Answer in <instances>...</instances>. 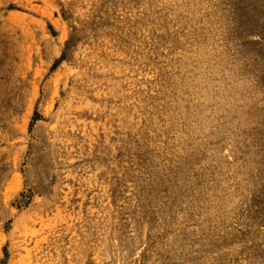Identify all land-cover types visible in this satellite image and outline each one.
<instances>
[{
	"label": "rangeland",
	"instance_id": "1",
	"mask_svg": "<svg viewBox=\"0 0 264 264\" xmlns=\"http://www.w3.org/2000/svg\"><path fill=\"white\" fill-rule=\"evenodd\" d=\"M260 9L0 0V264H211L198 192L214 154L264 133Z\"/></svg>",
	"mask_w": 264,
	"mask_h": 264
},
{
	"label": "bare ground",
	"instance_id": "2",
	"mask_svg": "<svg viewBox=\"0 0 264 264\" xmlns=\"http://www.w3.org/2000/svg\"><path fill=\"white\" fill-rule=\"evenodd\" d=\"M247 1L255 12L261 10L260 7L264 8V0ZM185 9L183 7V11ZM201 17L206 19L203 27L208 33L201 35L195 30V35L188 33V36L202 49L208 45L215 25L213 16ZM218 28L217 33L220 29L224 30V27ZM75 85L76 78L70 77L62 92L57 93V101H60L62 94H67L70 86ZM227 151L225 159L219 154L213 155L217 161L213 174L214 185H203L196 198L201 213L198 244L201 251L213 250L212 257L206 258L205 255V260L213 261L211 264H248L254 259L264 264V133L255 131L247 140V146L241 149L227 147ZM185 171L188 172V169ZM186 198L192 199L187 193ZM37 233L30 231L26 238V242L32 244L26 251L27 255L38 249ZM181 248L183 250L186 247ZM167 255L169 262L175 256L171 250ZM185 257L189 258L186 264H193L195 255L192 252L186 250ZM171 264H180L177 256ZM203 264L209 263L204 261Z\"/></svg>",
	"mask_w": 264,
	"mask_h": 264
}]
</instances>
